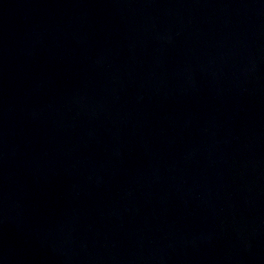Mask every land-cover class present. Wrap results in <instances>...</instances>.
Instances as JSON below:
<instances>
[{"label":"water","instance_id":"95a60500","mask_svg":"<svg viewBox=\"0 0 264 264\" xmlns=\"http://www.w3.org/2000/svg\"><path fill=\"white\" fill-rule=\"evenodd\" d=\"M0 264H264V0H0Z\"/></svg>","mask_w":264,"mask_h":264}]
</instances>
